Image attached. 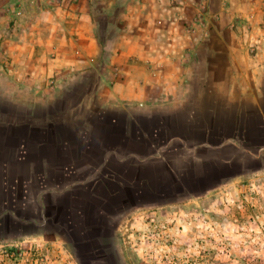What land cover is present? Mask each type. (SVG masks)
<instances>
[{
  "label": "crops",
  "instance_id": "crops-1",
  "mask_svg": "<svg viewBox=\"0 0 264 264\" xmlns=\"http://www.w3.org/2000/svg\"><path fill=\"white\" fill-rule=\"evenodd\" d=\"M0 43V232L118 166L264 194V0H0Z\"/></svg>",
  "mask_w": 264,
  "mask_h": 264
},
{
  "label": "rangeland",
  "instance_id": "rangeland-1",
  "mask_svg": "<svg viewBox=\"0 0 264 264\" xmlns=\"http://www.w3.org/2000/svg\"><path fill=\"white\" fill-rule=\"evenodd\" d=\"M102 29V39L112 37ZM12 61L0 57L3 65ZM3 79L9 87V78ZM12 94L2 90L0 98ZM119 168L115 171L124 175ZM209 188L218 187L200 184L177 192L165 187L152 198L166 202L142 203L130 193L126 200L100 185L86 186L78 197H89L93 208L87 239L72 237L68 225H60V202H31L28 217L25 210L16 217L15 208L13 221L2 219L0 264H264V194L249 186L235 199L223 189L202 198Z\"/></svg>",
  "mask_w": 264,
  "mask_h": 264
},
{
  "label": "trees",
  "instance_id": "trees-1",
  "mask_svg": "<svg viewBox=\"0 0 264 264\" xmlns=\"http://www.w3.org/2000/svg\"><path fill=\"white\" fill-rule=\"evenodd\" d=\"M131 163L133 164L134 160H132ZM123 170L126 174L125 177L122 176L125 182L119 180L116 181L115 176H117L118 178L120 177L118 176L119 174L117 173V171L113 169H110L109 171L105 172L104 173L105 177L103 179L100 178L102 181H98V182H102L100 186L103 189L108 190L110 193H114L117 195L121 193L120 195L121 199L127 200V198H123V196L130 193L131 197L134 196L137 201H140L142 203H163L166 202L167 200L156 201L152 197L158 193H162L165 187H168L171 190V192H173V187L175 188L176 192L186 188L185 186H179L175 184L172 185L171 184L172 179L170 180L169 185L160 186L158 183L156 185V183L153 184L154 178H152L153 181L147 180L146 178L141 179L136 176H133L132 175L133 171L131 172L130 169H123ZM158 180L159 179L157 178V181ZM188 187L189 186H187V188ZM193 187H198V185ZM74 190H78V188H74L72 191ZM88 207H92L91 202L87 204L85 200L79 198L78 196H75L73 192L72 194H68V199L63 203L61 210L62 213L61 216H59L60 217L59 222L60 225H66V224L68 225V229L70 230L69 234L74 238L76 236H80V238L84 239L85 237V239H87L86 238L87 228L93 225L92 223L93 219L92 217L91 218L89 217Z\"/></svg>",
  "mask_w": 264,
  "mask_h": 264
}]
</instances>
